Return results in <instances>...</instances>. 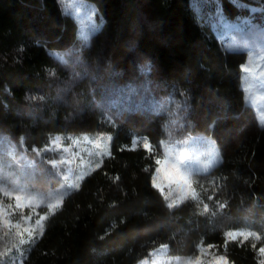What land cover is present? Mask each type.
<instances>
[{
	"label": "trees",
	"instance_id": "16d2710c",
	"mask_svg": "<svg viewBox=\"0 0 264 264\" xmlns=\"http://www.w3.org/2000/svg\"><path fill=\"white\" fill-rule=\"evenodd\" d=\"M87 1L103 19L88 43L58 0H0V134L22 138L28 150L58 133L111 135L101 198L45 264H137L160 246L187 256L209 245L227 264H260L264 126L244 101L247 51L226 48L209 22L196 20L191 0ZM217 1L228 18L264 17V0H237L255 11ZM120 88H145L155 99L174 101L161 113L107 105ZM196 133L215 140L220 161L193 175L198 200L189 197L170 210L152 186L153 157L162 140ZM138 136L155 152L142 145L132 150ZM20 180L36 192L65 188L48 167H30ZM238 230L261 238L226 243V233Z\"/></svg>",
	"mask_w": 264,
	"mask_h": 264
},
{
	"label": "rangeland",
	"instance_id": "374dc122",
	"mask_svg": "<svg viewBox=\"0 0 264 264\" xmlns=\"http://www.w3.org/2000/svg\"><path fill=\"white\" fill-rule=\"evenodd\" d=\"M239 6L246 4L234 0ZM64 14L71 16L77 23L78 36L88 43L97 32L103 19L97 7L87 0H58ZM194 16L198 22H209L214 34L230 50L250 51L241 77L244 101L250 105L260 125L264 124V17L250 18L238 16L235 19L223 14L217 0H191ZM251 11L258 8L246 5ZM208 13L207 15H205ZM247 58V57H246ZM244 64V63H243ZM174 101L172 95L166 99H155L145 88L113 90L106 104L121 109H149L161 113ZM59 138V139H57ZM111 135L104 132L81 134H54L42 147L34 146L28 150L22 138L15 139L0 134V205L4 206L0 217V264H45L53 255L61 252L72 239L88 216L89 208L102 196V182L105 175V158L109 154ZM137 145L143 142L133 138ZM38 150V151H37ZM216 156V162L207 170L204 168L208 158ZM169 162L180 161L191 177L195 173H206L220 161L215 140L208 134L196 133L182 139L166 138L161 142L160 158ZM52 161H56L55 166ZM100 167H97V165ZM48 167L65 183L63 191L36 192L26 182L20 180L30 167ZM155 172V171H154ZM157 182L169 193V183L162 171ZM193 182V181H192ZM76 184L80 187L77 189ZM173 189L175 186H172ZM194 187V186H193ZM11 192L12 196H6ZM21 196V208H16L15 196ZM172 191L167 199L170 203L177 197ZM191 197V193L188 194ZM56 208H51L57 204ZM181 201L177 199V204ZM11 205V208L8 206ZM29 217L28 219H22ZM44 216L43 234L35 232L31 242L18 244L19 239L28 241L25 228H34L35 221ZM10 221L4 227L3 220ZM19 223L20 228L15 225ZM23 232L22 237L17 232ZM246 233V230L233 231ZM7 233V234H6ZM244 237V236H241ZM10 250V251H9ZM22 253V256H21ZM224 256L208 247H200L195 255L171 256L166 247H158L137 264H194L200 257V264H215L214 257ZM260 261L264 255L259 253ZM227 261V260H226Z\"/></svg>",
	"mask_w": 264,
	"mask_h": 264
},
{
	"label": "snow or ice",
	"instance_id": "6c2138e0",
	"mask_svg": "<svg viewBox=\"0 0 264 264\" xmlns=\"http://www.w3.org/2000/svg\"><path fill=\"white\" fill-rule=\"evenodd\" d=\"M262 126H264V124H262ZM59 139V138H57ZM136 147V141L133 142V146H132V150H135ZM143 148L146 150V152H148L149 154H152L155 152V149L153 147V145L149 142V140L147 138L143 139ZM38 151V150H37ZM154 164L156 165L155 167V172L152 176V186L153 188L159 189L161 194L164 195V198L167 200L169 199V197L172 194V191H175L178 195L175 199H172L170 203L167 204V207L171 210L174 207H178L179 205L177 204V199H179L181 202H184L186 199L189 198L188 194L191 193V199L192 200H198L199 197L196 194V190L193 187V182H192V177H191V173L188 172L186 169H184V166L182 165V162L180 161H173V162H169V160L167 159V156H165V158H160L158 156H154ZM216 162V156L212 155L208 158L207 162L204 165V168L207 170L208 168H210L214 163ZM53 166H55L56 161H52L51 162ZM97 167H100V165L98 164ZM145 171H148L147 168H145ZM164 171L165 172V177L168 180L169 183V193L168 194H164V189L161 186L160 183L157 182V177L160 175V173ZM172 186H175L174 189ZM75 187L77 189H79L80 185L76 184ZM6 196L11 197L12 193L11 192H5ZM209 199H212V197H209ZM15 200H16V208L19 209L21 208V196L20 195H16L15 196ZM57 204H53L50 207L51 208H56L58 206ZM9 208H11V205L8 206ZM204 211L207 212L209 210L208 204H204ZM224 205L221 204L220 208H223ZM4 206L0 205V217L3 216V212H4ZM22 219H28L29 217H23V215L21 216ZM45 219L44 216L39 217V219H37L35 221V227L34 228H25L23 229V232H27L28 234V241H25L24 239H19L18 240V244L19 245H23L26 242H31L32 239L34 238L35 232L37 230L40 231V234H43V225H42V221ZM3 224L4 227H8L10 224V221L8 219H4L3 220ZM15 227L17 229L20 228L19 223H17L15 225ZM23 232H17V236L22 237ZM7 234V233H6ZM237 236H244L245 238L252 236L254 237L256 240H259L261 237L259 235H256V233L254 232H246V233H237V232H233V231H229L226 233V243H227V238H235ZM162 247H166V246H162ZM209 247H213L212 245H209ZM253 247H255V245H253ZM10 251V250H9ZM259 252L264 255V247H260L259 248ZM22 256V253H21ZM214 261L215 264H227L226 261V257L225 256H219V257H214ZM13 264H16L15 261H13ZM20 264H23V260L20 261ZM194 264H200V257H197ZM260 264H264V260L260 261Z\"/></svg>",
	"mask_w": 264,
	"mask_h": 264
},
{
	"label": "crops",
	"instance_id": "0c3cea01",
	"mask_svg": "<svg viewBox=\"0 0 264 264\" xmlns=\"http://www.w3.org/2000/svg\"><path fill=\"white\" fill-rule=\"evenodd\" d=\"M249 56H250V51L248 50L247 51V58H246V61L244 62V64H242V67H241V77L243 76V73L245 72V63L249 60Z\"/></svg>",
	"mask_w": 264,
	"mask_h": 264
},
{
	"label": "built area",
	"instance_id": "2783aa9c",
	"mask_svg": "<svg viewBox=\"0 0 264 264\" xmlns=\"http://www.w3.org/2000/svg\"><path fill=\"white\" fill-rule=\"evenodd\" d=\"M137 138H138L140 141L143 142V139H144V138H147V137H146V136H138Z\"/></svg>",
	"mask_w": 264,
	"mask_h": 264
}]
</instances>
